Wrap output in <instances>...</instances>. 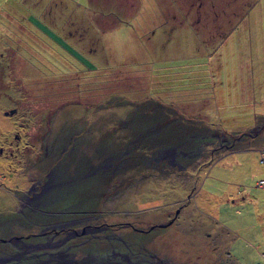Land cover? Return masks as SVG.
I'll return each instance as SVG.
<instances>
[{
	"label": "rangeland",
	"instance_id": "obj_1",
	"mask_svg": "<svg viewBox=\"0 0 264 264\" xmlns=\"http://www.w3.org/2000/svg\"><path fill=\"white\" fill-rule=\"evenodd\" d=\"M39 1L0 0V220L12 219L8 232L29 223L18 198L29 176L111 159L119 166L110 175L101 166L98 176L67 183L68 196H89L90 211L99 209L90 215L114 226L101 237L141 240L174 264H239L228 230L210 212L216 216L217 205L230 217L224 187H242L226 179L249 168L234 163L233 171V156L222 155L264 144V128L256 139L257 127L249 134L237 128L254 117L264 123V0H90L89 16L73 5L86 0H55L70 10L67 22L86 28L94 70L80 59L65 65L63 51L32 37L21 15ZM130 21L133 27L125 26ZM171 149L170 163L157 159ZM255 164L258 176L264 163L256 157ZM17 173L23 184L5 188ZM124 221L166 226L143 234L117 225ZM241 245L242 264L264 263V249Z\"/></svg>",
	"mask_w": 264,
	"mask_h": 264
},
{
	"label": "flooded vegetation",
	"instance_id": "obj_2",
	"mask_svg": "<svg viewBox=\"0 0 264 264\" xmlns=\"http://www.w3.org/2000/svg\"><path fill=\"white\" fill-rule=\"evenodd\" d=\"M250 130L254 132V129ZM175 155V150H166L157 159L164 161L166 158L170 163ZM68 166L51 165L27 178L22 195L18 198L21 207L26 208L25 211L30 210L32 218L27 213L29 223L19 222L20 230L11 233L8 230L12 219L0 220V225L4 224L0 229V232L4 231L0 233V264H174L149 250L141 240L130 242L120 239L109 243L104 239L108 236L101 237L99 232L112 230L114 226L105 219L97 220L90 215L92 211L99 212L96 206L93 207L95 210L90 211L88 203L91 198L82 195L77 199L66 194L72 189L68 182L90 180L94 175L98 176L96 171L101 166L104 169L100 173L110 175L119 164L110 159L100 161L97 166L85 163H77L71 169ZM21 183L23 180L17 173L16 180L11 185L5 183V188L10 187L15 191ZM62 183L67 186L62 187ZM166 222L171 223L170 220ZM159 224L140 228L124 221L117 225L128 226L144 234L156 226H166ZM33 226L35 228L31 229Z\"/></svg>",
	"mask_w": 264,
	"mask_h": 264
},
{
	"label": "crops",
	"instance_id": "obj_3",
	"mask_svg": "<svg viewBox=\"0 0 264 264\" xmlns=\"http://www.w3.org/2000/svg\"><path fill=\"white\" fill-rule=\"evenodd\" d=\"M6 1L8 2V0ZM89 1L90 0H86L85 3L74 1L73 5L75 9L79 10L76 13H79L80 15L89 16V13L87 11V8L90 4ZM55 2H56L55 0H41L37 2V5H32L31 9L29 8L28 12L27 10H24L23 12L24 14H26V16L23 14L21 16H23L25 19V22H24L25 28L28 31L32 32V37L35 38V40L39 42L41 41V43L48 45L46 47L48 48L52 47L53 49H55L54 46H57V48L63 51L64 53L62 54V57L64 58L62 59H63L64 64L65 63L70 64V61H73V60L76 61L77 59H80L83 66L88 67L90 70H94L93 67H95V63L92 60V57H93L92 54L94 53L90 51L92 49L91 45L87 44V41H86L90 38L89 34L85 31L86 28L80 23H75L74 21L67 22V20L65 19V16L68 13L67 11H70V10H66V7L62 5V3L58 5V3H55ZM225 8L226 7L224 6L223 9H221V11L224 10ZM71 10L75 12L74 9H71ZM178 12L184 14V12H182L181 10H179ZM213 13L215 14L216 12L213 11ZM135 15H136V12L133 14V16L130 17L131 20L135 18ZM147 15H148L149 20H152L149 12L147 13ZM192 15H195V11ZM245 15L246 14H244V16ZM130 18H128L127 20H129ZM187 22L192 24L190 21H187ZM86 23L89 26L93 25L94 27L93 26L92 27L94 31L97 32L98 30L99 32V28H97L96 30L97 21L93 20V23H92L88 20V17H87ZM198 23L200 22L198 21ZM197 25L199 28L201 27V24H197ZM125 26L133 27L131 21L128 22ZM113 29H115V27L104 29L102 31H103V34H106V33L108 34V32H111V31L114 32L115 30ZM52 48H49L50 52H56L52 50ZM105 53L106 52H104L103 54L105 55ZM71 63L73 64V62ZM39 69L44 71V68L42 69L39 68ZM43 74H48V73H43ZM211 74H212L211 76L213 77L217 73L212 72ZM224 74H225V71H223V74H220V76ZM200 75H201L200 71L198 70L197 78H200ZM241 75L243 76L242 72H241ZM45 76H49V75H45ZM244 81H245L244 77H240V82L238 83L243 84ZM255 119L256 117L253 118V122H254L253 124L250 123L247 126H243L247 124L248 123L247 122V123H242V125H238L239 126L237 127L238 129L239 128L241 129V127L242 129L247 127L246 130H242L240 133L241 134L243 132L246 133L248 129H253V128L255 129L257 127L258 129L257 128L255 129V133H257V135L253 134L252 136L255 139L259 138L258 133H260V131L263 130L264 123L262 124L258 123L256 125ZM224 131L225 132L230 131V129L227 130V128H225ZM236 138L237 139L240 138V134H238V136L233 137V139L237 140ZM263 150H264V144L257 142V144L256 143L249 144V146L247 147H238V149H232L231 151L229 150L227 151V153H225L226 155L223 154L221 157L223 159L224 157H228L229 155L233 156L231 159L232 162L230 163V165H228L229 168L233 171H235L234 169L236 166L245 168L246 164L249 165L246 175H243L242 173L239 179H235V177H229V179H226L227 182L230 181V183H233L235 185H239V187L240 186L242 187L239 189L237 187L235 188H233L232 186L229 187L228 183L226 182L227 184L224 187V193L226 195L225 196L226 207L228 209H232L230 213L227 212V216L228 217L230 216V217L226 219L222 218V216L219 215L218 213L219 211H218L217 205L215 207L217 209L216 216H214V214L210 212V214L214 217V219L217 220L219 224H222L226 230H228L230 237H231L229 240L230 241L229 248H231L232 245H234L235 251H236V253H233L232 251L229 253H231L232 256H234V258L236 259L237 262H239V264H242V260H243L241 256V251H240L242 249L241 247L242 241L246 248H249L248 246H250L252 248L254 247L258 249H264V188L256 185V181L258 179H261V177H264V170L262 169L260 172H258V176L253 174V172L256 169L255 159L256 157H260L259 153ZM251 153L253 154V156H251L252 155ZM250 159L251 160L253 159L252 163H250ZM234 163H236V166H233ZM245 186L248 188L246 189ZM214 193L216 194V192ZM262 254H264V252H262ZM255 261L256 263L261 262L257 258Z\"/></svg>",
	"mask_w": 264,
	"mask_h": 264
},
{
	"label": "built area",
	"instance_id": "obj_4",
	"mask_svg": "<svg viewBox=\"0 0 264 264\" xmlns=\"http://www.w3.org/2000/svg\"><path fill=\"white\" fill-rule=\"evenodd\" d=\"M260 161H262V163H264V152L260 153ZM257 186L263 187L264 188V178H261L257 181ZM263 258H264V254H263ZM256 264H263V263H256Z\"/></svg>",
	"mask_w": 264,
	"mask_h": 264
},
{
	"label": "water",
	"instance_id": "obj_5",
	"mask_svg": "<svg viewBox=\"0 0 264 264\" xmlns=\"http://www.w3.org/2000/svg\"><path fill=\"white\" fill-rule=\"evenodd\" d=\"M159 225L164 226V225H166V224H165V223H160Z\"/></svg>",
	"mask_w": 264,
	"mask_h": 264
}]
</instances>
